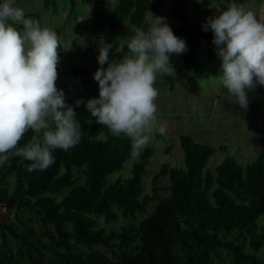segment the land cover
<instances>
[{"label": "trees", "instance_id": "1", "mask_svg": "<svg viewBox=\"0 0 264 264\" xmlns=\"http://www.w3.org/2000/svg\"><path fill=\"white\" fill-rule=\"evenodd\" d=\"M69 1L73 13L78 0ZM93 1L84 24L95 34L127 21L146 32L148 7L163 16L165 6V0H117L108 13L109 0ZM245 1L234 0L241 5ZM202 2L209 5L212 0ZM43 5L58 13L57 0H44ZM171 12L181 21L174 35L189 43L185 68L199 77L208 75L213 67L199 50L206 41L208 57L214 58L212 30L204 31L203 23L189 15L187 0H174ZM25 13L36 21L42 15ZM17 28L22 30L21 25ZM71 67L65 76L89 72ZM166 77L174 88L178 77ZM82 125L87 136L67 151L54 150L55 163L47 170L29 172L26 165L31 162L19 156L0 166V264H228V256L233 264H264V150L247 163L227 155L213 170L208 168L211 156L218 149L226 152L227 145L213 146L182 134L184 165L163 163L148 192L145 175L156 148L146 146L135 159L130 137L113 135L92 116ZM40 138L30 129L18 147ZM131 159L129 176L114 175ZM165 174L170 178L168 195L158 184ZM4 211L14 212L13 221ZM138 213L149 215L137 219ZM121 218L132 221L107 228Z\"/></svg>", "mask_w": 264, "mask_h": 264}, {"label": "clouds", "instance_id": "2", "mask_svg": "<svg viewBox=\"0 0 264 264\" xmlns=\"http://www.w3.org/2000/svg\"><path fill=\"white\" fill-rule=\"evenodd\" d=\"M217 13L207 17L202 28L213 32L223 88L247 110V93L257 84L264 86V18L258 19L236 3ZM144 20L147 31L130 38V54L119 61L109 62L113 45L101 41L99 67L93 74L99 95L85 104L96 122L113 135L123 133L131 138L135 159L154 132H167L166 125L157 127L159 93L154 85L158 74L174 73L170 55L188 51L185 39L174 35L166 17L149 11ZM59 44L55 30L26 18L25 10L15 6L14 0L0 3V166L19 156L31 162L27 171H45L55 163L54 150L67 151L84 136L65 92L56 87ZM81 103L84 101H76L77 106ZM30 129L41 138L18 147Z\"/></svg>", "mask_w": 264, "mask_h": 264}, {"label": "rangeland", "instance_id": "3", "mask_svg": "<svg viewBox=\"0 0 264 264\" xmlns=\"http://www.w3.org/2000/svg\"><path fill=\"white\" fill-rule=\"evenodd\" d=\"M195 1L200 4H196ZM3 0H0L2 3ZM15 6L25 10V12L41 11L42 15L37 20L41 27H48L56 31L59 37L57 48V81L58 90H63L66 94V103L72 105L76 113L75 119L80 124V130L87 136V129L82 125V121L88 120L91 113L86 109L85 104L91 98H98V83L93 79V74L99 67L97 57L101 41L111 43L113 48L109 52V62L119 61L124 55H129L127 43L132 36L139 31H143L128 21L123 23L118 29L111 30L108 26L99 30L98 34L93 33L91 28L86 27L84 20L91 16L93 12V0H78L75 11H70L69 0H57L58 13H54L51 8H45L44 0H14ZM117 0H109L107 8L111 13ZM235 3L234 0H212L206 5L202 0H187L189 15L203 24L206 18L217 15V9L226 10L227 6ZM246 9L253 11L258 19L264 18V0H246L243 4ZM174 7V0H165L163 16L167 18V23L173 30L181 21L176 18L171 10ZM150 11V7H148ZM185 39L187 46L189 43ZM118 49V51H117ZM199 55L208 59L213 70L208 75L199 77L193 69H186L184 66V53L171 54L170 64L178 77L174 88H171L166 75L158 74L154 87L158 90V97L155 101L157 105V127L166 125L167 132L161 135L154 132L147 146L153 145L156 148L151 159L149 171L145 175V190L152 191L153 179L165 162L171 165H184V154L179 142L182 134L191 135L195 141L219 146L226 144L228 150L222 152L216 150L208 162V168L215 169L227 155L237 156L243 163L254 160L260 151L264 150V86L256 85L253 91L247 93L249 106L247 110L241 109L235 103L234 97L223 88L220 76L222 69L221 60L216 51L213 59L208 57V43L202 42ZM72 64L88 70L84 75L65 74L71 72ZM106 62L103 67H107ZM168 75V74H167ZM77 100H83L79 106ZM82 137V138H83ZM131 159L125 167L116 172H121L129 176L132 167ZM79 175L80 170L76 168ZM82 180V178L80 179ZM163 195L170 193V178L168 174L158 178ZM156 202L150 204V210L155 209ZM10 220L14 219L13 211H4ZM145 213H138L137 219L143 218ZM132 219L121 218L115 224H106L107 228L113 225L121 226L128 224ZM264 219L261 220L263 223ZM103 224V221L101 220ZM1 240V239H0ZM247 249L252 247L247 241ZM17 244L13 246L16 248ZM264 257V247L260 250ZM228 264H233L231 257H227Z\"/></svg>", "mask_w": 264, "mask_h": 264}]
</instances>
